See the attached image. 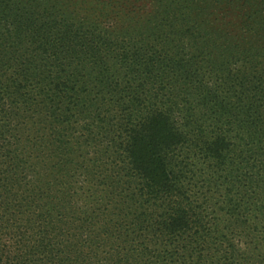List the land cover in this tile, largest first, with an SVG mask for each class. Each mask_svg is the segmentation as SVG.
I'll return each instance as SVG.
<instances>
[{
    "label": "trees",
    "instance_id": "16d2710c",
    "mask_svg": "<svg viewBox=\"0 0 264 264\" xmlns=\"http://www.w3.org/2000/svg\"><path fill=\"white\" fill-rule=\"evenodd\" d=\"M0 264H264V0H0Z\"/></svg>",
    "mask_w": 264,
    "mask_h": 264
},
{
    "label": "rangeland",
    "instance_id": "374dc122",
    "mask_svg": "<svg viewBox=\"0 0 264 264\" xmlns=\"http://www.w3.org/2000/svg\"><path fill=\"white\" fill-rule=\"evenodd\" d=\"M212 210V209H211ZM211 210H209V212H211ZM217 217V216H216ZM220 222H219V227L221 228V231L224 233V234H228L229 232H231V229L233 227H231V221L230 219L222 212H220V215L218 216ZM243 241L244 240H239V241H236L238 244H239V248H244L243 246ZM170 258V256H168Z\"/></svg>",
    "mask_w": 264,
    "mask_h": 264
}]
</instances>
